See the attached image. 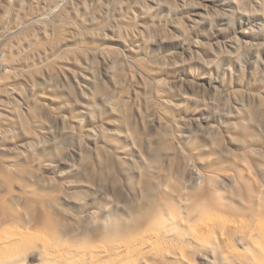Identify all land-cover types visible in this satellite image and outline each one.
Here are the masks:
<instances>
[{"label":"rangeland","instance_id":"1","mask_svg":"<svg viewBox=\"0 0 264 264\" xmlns=\"http://www.w3.org/2000/svg\"><path fill=\"white\" fill-rule=\"evenodd\" d=\"M0 264H264V0H0Z\"/></svg>","mask_w":264,"mask_h":264},{"label":"bare ground","instance_id":"2","mask_svg":"<svg viewBox=\"0 0 264 264\" xmlns=\"http://www.w3.org/2000/svg\"><path fill=\"white\" fill-rule=\"evenodd\" d=\"M222 234H224V231H222ZM20 235H22V238L24 237V232L20 233ZM246 236V235H243V237ZM4 242V241H3ZM6 243V242H5ZM148 244L150 246H154L155 245V241L152 239V238H149L148 239Z\"/></svg>","mask_w":264,"mask_h":264}]
</instances>
